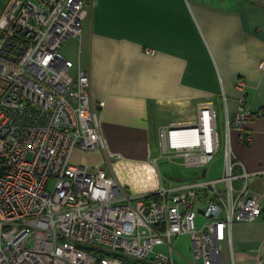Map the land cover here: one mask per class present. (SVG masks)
Returning a JSON list of instances; mask_svg holds the SVG:
<instances>
[{
  "label": "built area",
  "instance_id": "obj_1",
  "mask_svg": "<svg viewBox=\"0 0 264 264\" xmlns=\"http://www.w3.org/2000/svg\"><path fill=\"white\" fill-rule=\"evenodd\" d=\"M86 14L81 0H8L0 9V264H175L171 240L181 235L189 264H221L223 245L231 257L235 223L262 216L264 228V191L248 185L264 171L246 172L230 150V133L247 144L248 124L262 113L246 104L239 80L222 134L211 102L197 104L191 121L159 130L160 157L179 158L201 177L222 149L216 179L135 196L99 165L73 163L75 150L104 149L89 75L61 52L80 37Z\"/></svg>",
  "mask_w": 264,
  "mask_h": 264
},
{
  "label": "crops",
  "instance_id": "obj_2",
  "mask_svg": "<svg viewBox=\"0 0 264 264\" xmlns=\"http://www.w3.org/2000/svg\"><path fill=\"white\" fill-rule=\"evenodd\" d=\"M81 1V35L61 52L89 75L104 149L75 150L73 163L99 165L132 195L152 193L166 177L157 164L159 130L191 121L197 104L211 102L222 134L240 80L246 104L262 115L249 122L247 144L230 133V150L246 172L264 171V0ZM248 185L264 191L259 175ZM221 264H264L262 216L232 226L231 257L223 245Z\"/></svg>",
  "mask_w": 264,
  "mask_h": 264
},
{
  "label": "rangeland",
  "instance_id": "obj_3",
  "mask_svg": "<svg viewBox=\"0 0 264 264\" xmlns=\"http://www.w3.org/2000/svg\"><path fill=\"white\" fill-rule=\"evenodd\" d=\"M8 0H0V9H2ZM217 110V109H216ZM220 115L217 114V121L220 123ZM160 154V153H159ZM160 156V155H159ZM222 149L216 154L212 160L204 168L206 174L201 177L200 169H187L182 165V161L176 158L173 161H169L165 158L158 157V167L160 172L166 176L163 180V186H167L169 182H186L191 179L201 178L203 180H211L221 177L222 175ZM53 183L49 180L45 186L46 194H49L52 189ZM203 217L196 218V225L203 224ZM171 246L174 249L173 261L175 264H189L191 259L189 239L186 235H181L171 240ZM155 251L166 253L164 247L155 248Z\"/></svg>",
  "mask_w": 264,
  "mask_h": 264
},
{
  "label": "water",
  "instance_id": "obj_4",
  "mask_svg": "<svg viewBox=\"0 0 264 264\" xmlns=\"http://www.w3.org/2000/svg\"><path fill=\"white\" fill-rule=\"evenodd\" d=\"M204 175V171H202V176Z\"/></svg>",
  "mask_w": 264,
  "mask_h": 264
}]
</instances>
